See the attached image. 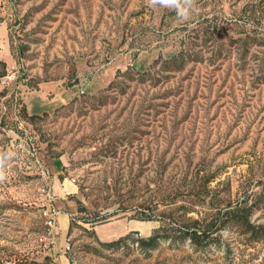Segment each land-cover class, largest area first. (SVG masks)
I'll use <instances>...</instances> for the list:
<instances>
[{
	"label": "rangeland",
	"instance_id": "1",
	"mask_svg": "<svg viewBox=\"0 0 264 264\" xmlns=\"http://www.w3.org/2000/svg\"><path fill=\"white\" fill-rule=\"evenodd\" d=\"M197 3L0 0V264H264V0Z\"/></svg>",
	"mask_w": 264,
	"mask_h": 264
},
{
	"label": "trees",
	"instance_id": "2",
	"mask_svg": "<svg viewBox=\"0 0 264 264\" xmlns=\"http://www.w3.org/2000/svg\"><path fill=\"white\" fill-rule=\"evenodd\" d=\"M243 209L244 208H238L237 210L228 211L227 214L230 216L228 217L229 221L238 226L246 227L250 231H256L257 225H254L251 222L249 216L246 213L244 214ZM185 234L189 237L192 242H194V244L204 241L210 236L209 231H207L206 229H200L196 227H194L193 229H186ZM159 237L160 235L156 233L148 238L141 239L140 242L143 244L155 245L156 243H158ZM122 240L123 239H120L114 244H118Z\"/></svg>",
	"mask_w": 264,
	"mask_h": 264
},
{
	"label": "clouds",
	"instance_id": "3",
	"mask_svg": "<svg viewBox=\"0 0 264 264\" xmlns=\"http://www.w3.org/2000/svg\"><path fill=\"white\" fill-rule=\"evenodd\" d=\"M146 5L152 9L163 8L173 12L177 23H188L198 13L197 0H146ZM4 179L5 175L0 172V181Z\"/></svg>",
	"mask_w": 264,
	"mask_h": 264
}]
</instances>
